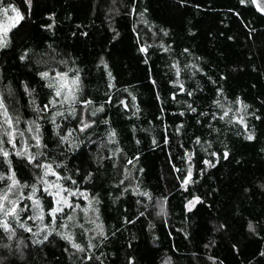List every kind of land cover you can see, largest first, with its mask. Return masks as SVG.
<instances>
[{
	"label": "trees",
	"instance_id": "16d2710c",
	"mask_svg": "<svg viewBox=\"0 0 264 264\" xmlns=\"http://www.w3.org/2000/svg\"><path fill=\"white\" fill-rule=\"evenodd\" d=\"M111 3L116 7L113 14L108 13ZM8 4L15 5L24 19L11 28L10 42L0 50L4 102L18 113L21 127L26 120L40 124L42 147L34 153H43L42 162L52 164L65 187L95 198L98 224L106 238L99 229L90 236V225L80 219L73 234L84 251L73 249L56 234L62 233L60 225L70 212L58 213L52 224L47 208L51 197L41 196L43 188L37 183L43 221L51 228L48 239L34 238L35 221L25 218V212L33 216L31 201L25 207L20 199L19 207L25 209L20 216L32 231L11 221L24 241L16 250L0 228V264H128L130 257L133 264H161L165 258L170 264H264L260 255L264 251V12L251 0L244 4L240 0H31V4L0 0V7ZM141 47L147 51L141 52ZM25 50L28 55L21 61ZM60 61L66 63L57 69H71V75L80 72L77 99L93 101L91 106L72 107L78 113L84 109L86 119L96 121L86 135L73 131L65 144L56 133L68 134L78 121L67 116V109V118H53L52 107L36 111L53 97V89L37 72H53ZM108 73L114 88L108 87ZM25 85L30 92H25ZM180 85L193 95L182 92ZM237 97L246 109L234 103ZM214 100L223 110L231 109L224 120L219 119L223 110ZM101 104L104 111L93 117L92 111ZM189 104L197 112H191ZM233 115L243 116L247 129L236 120L226 123ZM177 125H182L179 133ZM109 130L116 133L112 140ZM247 132L255 138L245 139ZM4 148L17 179L36 183L42 170L25 168L11 145L5 143ZM212 151L218 155L210 156ZM205 159L214 166L204 165ZM189 164L192 175L181 187ZM173 165L181 171H174ZM7 169L0 156V173L7 174ZM89 172L92 177L85 181ZM8 183L0 180V191L5 192ZM19 188L20 196L31 192L30 187ZM193 197L200 200L188 210L185 205ZM250 221L255 232L248 229ZM90 243L94 247L89 248Z\"/></svg>",
	"mask_w": 264,
	"mask_h": 264
},
{
	"label": "snow or ice",
	"instance_id": "6c2138e0",
	"mask_svg": "<svg viewBox=\"0 0 264 264\" xmlns=\"http://www.w3.org/2000/svg\"><path fill=\"white\" fill-rule=\"evenodd\" d=\"M24 2L26 4H31V0H24ZM183 2V0H182ZM246 2V0H240L241 4H244ZM251 2L253 4L256 3V0H251ZM11 10L13 13H15L14 16L10 17L11 23L8 24L7 26L0 22V50L6 48L10 42V38L8 37V32L11 30V28L15 27L16 24L19 23L20 20L24 19L23 14L19 11V9L13 5V4H8L6 7H0V12H7L8 10ZM257 9L258 11L264 12V7L257 5ZM134 10V9H133ZM141 16H143V13H141ZM46 27L51 28V25H46ZM165 35H167V32L165 31ZM231 39V37H230ZM163 47V46H162ZM141 52H145L147 51V47H141L139 49ZM188 50L185 49V52H187ZM28 53L27 50H25L21 55H20V60L24 61L27 57ZM39 62V61H38ZM61 64L66 63L65 61H60ZM100 63L104 64V67L107 68V65L104 63V59L103 57H101L100 59ZM145 63H147V61H145ZM175 66V65H174ZM193 67H195V65H193ZM68 71H71V69H69ZM179 75V73H177ZM37 75L41 78V80H45L47 81L46 83V87L53 89L54 91V96L52 99L49 100L48 104L43 105L41 108H38L36 111L39 112H47L49 107H55L56 104H60L61 106H63L65 103L68 105V109H67V116H71L74 120L78 121V123L76 124L75 128L73 129H69L68 134L65 135H61L60 133H56L59 136V140L61 144H65L67 143V141H69V139L71 138V133L73 131H79L80 133L83 134H87V130H89L91 128V126L93 124L96 123V121L94 120H88L84 117V115L82 113H78L76 111V109L74 107H72L73 103H82L85 106H91L93 104V101L88 99V100H78L77 96L79 93V86H80V72L79 70H76L75 74L71 77L68 76V72H62V71H56L55 72V76H50L49 75V71L45 70V71H38ZM109 76V82H108V87L109 88H114L115 85L112 83V76L111 73H108ZM153 84H155V81H153ZM180 90L182 92H186L187 95L191 96L193 95L192 92H187V90L184 88L183 85H180ZM125 91H127V89H125ZM25 92H30V89L28 88L27 85H25ZM222 92V89H217V95H220ZM129 95H131V93H129ZM59 98V99H57ZM109 99H111V96H109ZM133 101H135L136 97L132 96ZM157 99H160L159 96H157ZM173 99L175 100V95H173ZM120 104H124V100L121 99L119 101ZM214 104H216L217 106H220L223 110V106L220 105V102L218 100H214L213 101ZM235 104H238L241 106V108L246 109L248 106L244 105L243 102L240 100L239 97L236 98V100L234 101ZM135 106V105H133ZM125 107H127V105H125ZM241 108H237L236 111L239 112L241 110ZM188 109L195 113L197 112V109L195 107H193L191 104L188 105ZM104 111V105L101 104L97 107H95V109L92 111L91 115L93 117L97 116L98 113H101ZM138 111V109H137ZM163 111V109H162ZM229 112H231V109H227V110H223L222 115L219 116L220 120H224L225 117H227L229 115ZM181 115H183L184 113L181 112ZM0 115H2L4 117V123L7 124L9 127H12L13 125V120L11 119L9 113H8V109L7 106L5 105L4 99L2 96H0ZM200 116H207L209 115L208 113H199ZM254 116L255 119H260L259 116H255V114H252ZM55 116H61L64 118H67V116H65L64 112H59V111H54L53 112V117ZM213 119H216V114L213 113L212 114ZM232 120H236L238 123L242 124L245 126V128L247 129V125L244 121L243 116L237 118L235 115L232 116V118L230 120H227L226 123H231ZM53 125L54 127L58 128L59 125L55 124V120L53 119ZM201 121H197V123H200ZM15 123H19V120H17ZM30 125H35V131L33 132V129L31 127H29V131L33 132L32 135V139L35 140L36 142V147L37 149H39L40 147H42V143H41V135H40V124L37 121H29L28 122ZM102 123L107 124L108 121L104 120L102 121ZM182 125H177L176 131L179 133L181 130ZM62 131V130H61ZM5 134L7 135L8 139L5 141L3 139H0V156H2L4 158V163L8 165V169H7V174L5 173H0V180H8L10 181V183L7 184V189L8 192H12L14 187H30L32 189L31 192L28 193L27 197H24L23 195H21L18 199H11L8 196V192H3L0 191V228H2L7 234H8V239L11 240L12 235L15 234L14 229L12 228L11 225V221L14 220L15 224L17 227L23 229L26 232H30L31 229L28 227V225L26 223L23 222V219L20 216V213L25 211V209L23 207H19V200L23 199L25 201V207H27V202L28 201H32V211L34 213L33 216L29 217L27 216V213L25 212V218L28 220H32V219H36V213L37 210L39 209V215L40 218L42 220L43 218V205L41 203V199L39 197L36 196V191H37V183L43 182L44 185V189L43 192L41 193V196H43L44 194H47L48 197H51L47 208H48V214L52 217V224H55L57 221V214L63 212L64 207H68L70 209V211H74V209L76 207H79V205H73L71 203V201L69 200V197L72 196H76V195H83V192L80 189H76L75 191H73L70 188L65 187L63 184H61L59 181L61 179L59 173H57L53 167L51 163H46V162H42V158H43V153L40 151H36L35 153H30L27 151V147L28 145L26 144V142H22L24 143V147L18 151H16L15 155L17 157L20 158V160L18 161L19 164H23V166L25 168H27L29 165H31L33 168H38L43 170V176H39L37 178V182L36 183H32V184H22L20 182V180L17 179V172L13 171V164L12 161L9 159L10 153L8 151L5 150L4 145L5 143L12 145L13 148H16V144L14 143V135L13 132L11 131H7L5 130ZM20 135H23V133H21ZM116 133L115 130H109L108 132V136L109 139L112 140L115 137ZM255 138L254 133L252 132H247V134L245 135V139L251 141ZM169 141L167 139H165V143H168ZM196 143H200L201 142V138L200 137H196L195 139ZM137 143H139V141H137ZM153 143H156V141L154 140ZM72 146L75 147L77 146L75 141H73ZM209 147H211V144H209ZM121 149L117 148L116 152H120ZM210 156H217L218 153L216 151H212L211 153H209ZM185 156L187 157L188 160L191 159V155L190 153L186 152ZM224 158H227L229 156V153L227 150L224 151L223 153ZM40 158V159H38ZM27 161V163L25 164L24 161ZM129 164L132 163L131 160L128 161ZM204 165L208 166V167H212L214 166L212 161L209 159H205L203 161ZM57 167H59V165H57ZM113 167H116V165L114 164ZM173 170L180 172L181 169L176 168L175 165H173ZM79 169H77V172L79 173ZM53 175L57 177V180L54 182H50L46 179H44V177H46L47 175ZM192 175V168L191 165L189 164V167L187 169V175H185L183 177V179L181 180V187H184L190 180V177ZM92 177V173L89 172L87 175L83 176V179L85 181L89 180ZM63 179H71V177H64ZM177 179H180L179 177H177ZM73 185H75L77 182L75 180L72 181ZM121 184H123V181H121ZM123 194V193H122ZM139 195L141 196H145L148 197L149 199L150 197V193L148 192H141L139 193ZM93 200H95V198H92ZM162 199H167L166 197L162 198ZM200 198L199 197H193L192 200L188 201V203L185 205V207L188 210H191L192 206H193V202H199ZM98 203V201H97ZM137 203H141V201H137ZM145 207V212L148 209V205H144ZM160 207V213L164 212V208L162 204H159ZM145 212H140L139 215L140 216H144ZM160 213H157V215H159ZM65 216L67 219L71 220L72 216L70 213H65ZM98 219V218H97ZM129 223H131L132 221L129 220ZM60 227H64L63 224L60 225ZM149 227H151V224L149 225ZM220 228H223L224 225H220ZM97 228L99 229V235L101 237H104V231H103V227L102 225H97ZM248 229L251 232H255V225L250 221L248 224ZM57 235H60L62 239H65L66 241H68V243L71 245V247L73 249H75L77 252H83L84 248L75 242V240L73 239V236L70 233H60L57 232ZM106 238V237H104ZM45 240L48 239L47 236L44 237ZM33 243H42V241H38V240H33ZM19 244V242H18ZM94 247V245H92L91 243L89 244V248ZM207 247V246H206ZM261 256H264V251H262L260 253ZM89 260L92 259V257L88 258ZM96 260H99V257L95 258ZM209 259H212L211 257H209ZM128 264H133V259L130 257Z\"/></svg>",
	"mask_w": 264,
	"mask_h": 264
},
{
	"label": "rangeland",
	"instance_id": "374dc122",
	"mask_svg": "<svg viewBox=\"0 0 264 264\" xmlns=\"http://www.w3.org/2000/svg\"><path fill=\"white\" fill-rule=\"evenodd\" d=\"M255 4L264 7V0H256ZM115 12H116V7H115L114 3H111V6L108 9V13L113 14ZM14 15H15V13H13L10 9L7 12H0V22L4 23L7 26L8 24L11 23L10 17H12ZM62 65H64V64H61L59 62L58 65L55 66L56 69L53 72H49V75L54 77L56 71L68 72L69 69H67V70L57 69L58 67H60ZM68 76L71 77L73 75H71L68 72ZM0 96H2L1 91H0ZM53 96H54V91H53ZM57 99H59V98H57ZM74 104L75 103H73V105ZM5 105L7 106L8 113H9L11 119L13 120V125H12V127H9L7 124H5L4 123V117L2 115H0V139L4 140L3 135L6 137V139H8L7 135L5 134V130L11 131V132H13V135L15 137L14 143L16 144V148H13L15 152L24 147V143H22V142H26V144L28 145L27 151L30 153H34L35 150H33V149L36 148V142H35V140L32 139V135H33V132L35 131V125L34 124L30 125L28 123L29 120L28 121L26 120L24 126L21 127L22 121L19 119L20 117L18 116V113H16L15 111L13 112L12 108L6 102H5ZM65 109H68V105L66 103L63 106H61L60 104H56L55 107L53 108V112L54 111L64 112ZM83 112H84V109H83ZM83 112H82V114L86 118V116ZM17 120H19V123H15ZM31 121H35V120H31ZM29 127H31L33 129V132H30L28 130ZM21 133H23V135H20ZM11 147H12V145H11ZM41 176H43V170H42ZM44 179H46L50 182H54L57 180V177L49 174L46 177H44ZM40 184L42 185V188L44 189L43 182H40ZM31 191H32V189H31ZM73 191H75V190H73ZM5 192H8V189ZM82 192H83V195H76V196L69 197V200L71 201V203L73 205H79V207H76L74 209V211H70V209L67 206L64 207V209H63V211L66 209V212L67 211L70 212L72 219L69 220L65 217L64 222H62L64 227H62L61 232L62 233H70L73 236V239H74V234H73L74 224L81 223L82 220H80V219H83L84 221H86L90 225V229L92 231L90 236H92L93 234H95L97 232V230H98L97 225H99L98 220H97V215H96V213H97L96 207H95L93 199L91 198V196L88 195V193L86 191H82ZM20 194H21V189L19 187H14L12 192H8V196L11 199H14L16 196H20ZM31 204H32V201H31ZM39 212H40V210L38 209L37 213L35 214L37 218L34 219L35 228L33 229V231L31 230L35 239H42L49 232H51V228L46 227V225L44 224L43 218L41 220ZM60 214H62V212ZM33 215H34V213H33ZM12 228L14 229L15 234L12 235L11 240L8 239V234H7V236H6L8 239L7 241H8V244L12 245L16 250H19L22 248L24 241L22 240L21 236H19V233L15 229V227L12 226ZM18 242H19V244H18ZM161 264H170L169 259L165 258L161 262Z\"/></svg>",
	"mask_w": 264,
	"mask_h": 264
}]
</instances>
